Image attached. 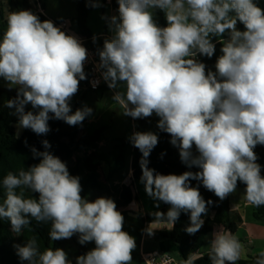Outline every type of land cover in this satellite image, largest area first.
<instances>
[{
    "label": "clouds",
    "instance_id": "9594fccd",
    "mask_svg": "<svg viewBox=\"0 0 264 264\" xmlns=\"http://www.w3.org/2000/svg\"><path fill=\"white\" fill-rule=\"evenodd\" d=\"M118 5L119 16L109 19L114 34L97 50L96 67L124 115L143 119L155 114L157 127L170 135L181 162L199 169L180 175L155 173L148 157L158 144L157 134L137 131L130 136L142 153L146 193L170 205L166 214L153 213L155 221L147 234L153 235L156 225L172 228L181 212L190 213L189 235L203 226L202 215L212 201H205L190 180L202 182L220 200L243 183L244 199L264 206V176L254 151L264 146V7L256 0H118ZM91 6L99 7V0ZM156 10L164 13L166 26L154 18ZM222 37L226 38L220 40L221 55L212 71L197 57H213V38ZM88 56L78 37L52 21H41L31 10L8 13L0 41V78L17 87L6 107L15 110L19 128L45 135L50 119L74 126L92 114L87 106L73 113L70 105L80 81L86 79ZM29 104L37 111H26ZM42 144L45 151L31 148L33 158H40L38 164L3 177L0 219L10 221L17 234L25 228L31 231L34 219L51 222L53 241L78 235L81 245L94 242L95 248L78 256L76 264H132L135 238L122 230L124 216L116 203L83 197L80 178L47 151V140ZM25 190L38 198L26 196ZM14 247L21 262L72 264L61 248L40 251L35 236ZM241 251L236 235L219 232L210 259L212 264H236ZM256 264H264V250Z\"/></svg>",
    "mask_w": 264,
    "mask_h": 264
},
{
    "label": "trees",
    "instance_id": "16d2710c",
    "mask_svg": "<svg viewBox=\"0 0 264 264\" xmlns=\"http://www.w3.org/2000/svg\"><path fill=\"white\" fill-rule=\"evenodd\" d=\"M8 6V13L18 10H31L37 16V8H43V0H5ZM79 16L77 18L79 27V37L87 41L95 54L98 49H102L103 42L99 44L93 42V34L90 32L87 22L89 15L95 7L91 6L95 0H76ZM107 0H103V6L107 4ZM259 6L264 7V0H256ZM109 5L114 11H118V0H109ZM154 18L160 26H166L167 22L162 11L156 10ZM7 16L3 13V4L0 3V41H2L4 31L6 30ZM238 29L243 30V25H237ZM222 38H213L216 45V51L213 57L198 56V60L205 63L207 69L215 67L217 57L221 55L220 43ZM99 57V56H98ZM79 87H86L87 92L81 100L71 105L72 112L77 109L85 107V103L89 96L92 95L94 101L89 108L92 109V114L87 116L80 124L69 125L63 120L50 119V131L45 135H37L31 129H25L21 137L17 136L16 125L18 124V117L14 115V109L6 107V102L15 98L17 95V88L10 86L7 81L0 78V202L3 201L5 190L2 187L3 177L9 172H17L21 168L27 169L33 164H38L40 158H33L31 148L35 147L38 151H45L42 141L47 140L51 147L47 149L51 154L59 157L73 176L80 178L82 185L81 195L89 199V194L96 190L108 189L114 185V189L110 190L107 198H111L117 206V210L126 208L134 201L140 203L139 197L134 188V183L141 181L142 169L140 160L142 153L133 149V144L130 141L117 139L111 148H104L101 143L104 140L105 132L108 128L101 127L96 130H91L90 121L94 117L95 104L101 103L106 94L111 91L107 84H104L98 90H91L88 88V77L80 81ZM26 111L36 112L31 105L26 106ZM141 124H149L146 118L140 120ZM90 129V130H88ZM159 142L164 143L168 140L169 134L158 129ZM82 151H87L83 158H76ZM258 156L257 163L261 165V175L264 176V146L258 145L254 149ZM193 152L196 154L195 146ZM128 159L130 169L132 171V179L129 184H122L120 187L118 183H123L125 180L124 172L128 167ZM148 167L154 169L155 173L168 175H180L185 171L196 172L198 168H188L181 162L178 155L169 152L167 157L162 161H152L148 158ZM192 187H198L202 197L205 201L211 200L212 204L208 205L207 214L202 215L204 220L203 226L195 234L189 235L186 228L190 225V213L181 212L179 218L176 220L171 231L161 232L159 235L162 239L169 240L180 248V259L187 261L200 251L205 239L210 235L216 226H221L232 234L237 233L239 225L242 223V218L234 213L231 209L229 196L224 200H220L213 192L208 191L197 180H190ZM237 188H245L243 183L238 182ZM19 191V190H18ZM26 196L38 198V194L31 193L25 190ZM159 212L167 213V209L163 208ZM157 212V211H155ZM148 213L140 219L141 225L151 224L155 221L153 213ZM253 219L256 221H264V206L255 207ZM31 231L25 228L20 234L12 231L10 221L7 219H0V264H28L27 261L21 262L16 253L14 245H24L31 236L37 238V243L40 251L49 247L56 249H65L70 242L76 244L78 248L77 256L87 253V245H81L78 242V235H74L69 239H62L53 241L49 237L51 222H37L31 220L29 226ZM137 255H132V260L137 259ZM258 257L250 260H238L236 264H256ZM192 264H212L210 253L199 259L192 261Z\"/></svg>",
    "mask_w": 264,
    "mask_h": 264
},
{
    "label": "crops",
    "instance_id": "0c3cea01",
    "mask_svg": "<svg viewBox=\"0 0 264 264\" xmlns=\"http://www.w3.org/2000/svg\"><path fill=\"white\" fill-rule=\"evenodd\" d=\"M0 3L3 4V13L5 16H7L8 15L7 3L4 0H0ZM106 6L110 7L108 2ZM38 15L41 21L50 20L54 23L55 26L61 28L62 31H65L67 34L70 35H75L80 40H83L79 37L78 34L79 27H78L77 18L79 16V10L76 0H43V8ZM112 15L118 17L119 13L118 11H114L112 9ZM87 26L90 32L94 36V33L90 29L88 22H87ZM112 36L113 33L111 35L107 33L105 34L99 33L97 37L95 36L96 37L95 42L99 44L101 40L111 38ZM105 84L107 83L105 82ZM86 92H87L86 87H79L77 94L73 96L72 100L70 101V104H74L79 100H81L83 96L86 94ZM109 93H112L114 95V91L112 89ZM93 101L94 98L92 97V95L89 96L85 103V106L87 107L90 106ZM99 104H95L94 110H97ZM95 118H96V114L94 113V117H92V120L90 121L89 124L94 123ZM146 119L150 123V120L148 118ZM24 131L25 129L19 128L18 124L16 125V133L18 137H21ZM101 146H103V143H101ZM135 148L136 147L133 146L134 150ZM148 158L150 159V157ZM128 179L130 183L132 179L131 169ZM129 183H122V184H129ZM140 187L145 193L144 184H139V181L134 183V188L136 190L138 197L141 194ZM244 192H245V188H237L234 193L229 195V202L232 211L242 218V223L239 225L238 231L234 235L238 237L240 243L242 244V251L239 260L246 261V260H250L251 258L258 257L259 252L261 250H264V221H256L253 219V213L256 206L249 204L244 199ZM139 202L140 203L134 201L131 205L127 206L126 208L118 210L124 216V224L122 230L126 231L127 233H129V235L135 238L136 248L133 250L132 255H137L138 257L137 259L132 260V264H144L141 255L143 253H147L155 250L168 252L179 262H182V260L180 259V255H181L180 248L175 244H173L172 242H170L169 240L162 239L159 235L161 232L171 231L173 227L168 228L165 225H156V228L152 229L153 235H148L146 230L151 226L152 223L142 226L140 222V219L144 217L146 214L158 211L163 208L169 210L170 205L154 200L153 198L149 197L147 193L145 194V198L143 200H140ZM157 204L159 205L158 207ZM223 231H227V230H225L221 226H216L213 232L206 237L203 248L200 251H198L196 254H194L191 260L194 261L210 253L211 244L215 235ZM86 245L88 251L95 248L94 242H88L86 243ZM68 247L70 250H67ZM64 251L67 253L69 260L72 261V264H76V258L78 257L77 256L78 248L76 244L70 242L69 245L64 249Z\"/></svg>",
    "mask_w": 264,
    "mask_h": 264
},
{
    "label": "rangeland",
    "instance_id": "374dc122",
    "mask_svg": "<svg viewBox=\"0 0 264 264\" xmlns=\"http://www.w3.org/2000/svg\"><path fill=\"white\" fill-rule=\"evenodd\" d=\"M5 1V0H4ZM6 2V1H5ZM99 7H95L93 12L90 14V18L88 20V24L92 32L94 33V36L97 37L99 33H107L111 35L113 32L109 28V19L113 16L112 15V9L108 6H103V0H99ZM114 34V33H113ZM198 58V57H197ZM212 71H215V67L211 69ZM113 94L109 93L106 95L105 100L99 104V107L97 110H95L96 118L94 123L90 124L91 130H96L101 127L108 128L105 132L104 140H103V147L104 148H111L117 139H123L126 141H130V136L134 132H146L151 131L155 134H157L159 138V132L157 123L159 120V117H157L155 114H153L151 117H148L150 120L149 124H141V119H133L129 116H126L123 114V110L121 107L113 100ZM90 130V129H88ZM170 135L168 136V140L164 143L159 142L157 146L151 151L150 153V159L153 161H162L165 159L169 152H173L174 155L179 156V150L174 147L170 143ZM136 151H139V149L135 148ZM87 151H82L80 154L76 156V158H83V156L86 154ZM128 159V167L124 172L125 180L123 183H129L128 176L130 175V164ZM139 184H143L141 181H139ZM122 183H118L117 186L120 187ZM114 189V185H111L107 190H96L89 194L90 201H94L98 197H108V193L110 190ZM140 196L139 199L143 200L145 198L146 191L142 190L140 187ZM67 250H70L69 247Z\"/></svg>",
    "mask_w": 264,
    "mask_h": 264
},
{
    "label": "built area",
    "instance_id": "2783aa9c",
    "mask_svg": "<svg viewBox=\"0 0 264 264\" xmlns=\"http://www.w3.org/2000/svg\"><path fill=\"white\" fill-rule=\"evenodd\" d=\"M109 3V0H107ZM42 11V7L38 6L37 14ZM82 44L87 48L89 56L84 65V71L88 77V88L91 90H98L105 84V81L100 75V71L96 65L99 63V57L95 54L94 50L88 46L86 40H80ZM141 258L144 264H181L170 253L160 250H155L147 253H143Z\"/></svg>",
    "mask_w": 264,
    "mask_h": 264
},
{
    "label": "water",
    "instance_id": "95a60500",
    "mask_svg": "<svg viewBox=\"0 0 264 264\" xmlns=\"http://www.w3.org/2000/svg\"><path fill=\"white\" fill-rule=\"evenodd\" d=\"M8 84H9V82H7ZM135 216H137V215H135Z\"/></svg>",
    "mask_w": 264,
    "mask_h": 264
}]
</instances>
